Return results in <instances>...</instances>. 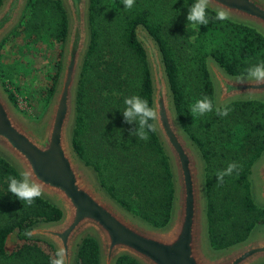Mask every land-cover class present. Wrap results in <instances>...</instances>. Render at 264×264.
I'll use <instances>...</instances> for the list:
<instances>
[{
  "label": "trees",
  "instance_id": "trees-1",
  "mask_svg": "<svg viewBox=\"0 0 264 264\" xmlns=\"http://www.w3.org/2000/svg\"><path fill=\"white\" fill-rule=\"evenodd\" d=\"M33 1L27 0L26 5L32 4L33 8ZM39 1L48 6L50 2L53 4L55 23L51 34L62 46L68 27L62 0ZM194 2L158 0L156 7L152 6L155 11L152 16L145 8L121 14L111 30L106 27L108 45L115 48L111 57L103 58L97 46V0H89L90 39L75 89L71 142L80 159L94 170L100 186L122 208L152 226L161 227L169 222L174 200L169 155L157 130L149 132L147 141L138 140L130 135V129L137 125L125 123L122 114L124 99L131 95L147 99L152 107L150 66L146 49L135 31L142 24L158 44L177 120L202 156L207 239L212 248L219 250L246 239L256 225L264 227V205L254 200L250 180L252 166L264 154V98L217 103L208 59L212 58L227 73L246 75L247 68L264 61V33L230 17L217 20L215 9L210 7L209 24L199 26L198 30L191 26L188 29L187 18L180 19L177 12L182 17L183 10H189ZM157 8L163 11L158 12ZM166 22L172 23L170 27L174 29L172 43L162 30ZM28 29L32 30L23 25L24 31ZM16 30L13 29L14 34ZM8 37H4L0 49ZM55 65L47 89L49 97L61 60H56ZM2 85L6 88L3 82ZM7 95L17 106L15 95L11 91ZM204 96L212 99L213 111L194 119L190 105ZM217 106L232 110L226 117L218 116ZM232 162L241 167L218 186L217 170L226 169ZM9 176L20 178V171L0 154V264H50L54 256L41 247L40 238L25 233L39 222L60 219L63 211L44 195L24 207L21 200L8 192ZM13 229H17L21 241L7 251L4 240ZM49 247L55 253L51 244ZM73 264H100L99 245L93 235L82 237ZM115 264L141 263L129 254H122Z\"/></svg>",
  "mask_w": 264,
  "mask_h": 264
},
{
  "label": "water",
  "instance_id": "water-1",
  "mask_svg": "<svg viewBox=\"0 0 264 264\" xmlns=\"http://www.w3.org/2000/svg\"><path fill=\"white\" fill-rule=\"evenodd\" d=\"M68 16L67 33L58 79L48 107L38 123L22 116L0 82V153L20 173L31 171L43 184V195L63 211L60 219L33 225L35 237L47 240L57 251L65 248L67 264H73L78 243L86 234L99 245L100 264H115L129 254L141 264H256L264 261V230L246 239L211 251L207 239L204 162L198 148L177 120L170 86L158 44L142 25L136 35L143 43L152 77V107L160 119L157 133L169 155L174 200L169 222L161 227L122 208L97 181L94 170L76 154L71 142L75 115V89L90 34L89 0H62ZM26 0L0 3V43L18 21ZM210 8L229 10L230 18L264 32V0H211ZM218 103L231 99L264 98V84L224 71L208 59ZM257 199L264 202V154L252 166Z\"/></svg>",
  "mask_w": 264,
  "mask_h": 264
},
{
  "label": "rangeland",
  "instance_id": "rangeland-1",
  "mask_svg": "<svg viewBox=\"0 0 264 264\" xmlns=\"http://www.w3.org/2000/svg\"><path fill=\"white\" fill-rule=\"evenodd\" d=\"M157 1L158 0H135L134 6L131 9H126L122 4V0H97L95 9L97 19L99 20L96 22V25L99 26L97 46L104 54L103 58L111 57L114 52L115 47H112L110 44L108 45L110 37L107 31L109 29L111 30L112 24L116 18L123 13L134 12L142 8L150 10V15L152 16L155 12L153 7H156L155 3ZM160 1L164 2L165 0ZM33 2V8L32 4L26 5L25 3L22 11L23 14L21 13L18 21L11 29L12 31L10 30L6 34V36L9 35V37L0 49V82L2 81L4 83L6 88H4L2 82L1 85L6 93L7 91H11L15 95L17 106H14L19 113L27 120L38 123L46 111L51 98V96H47V89L51 83L52 74L57 68L55 61L62 59L64 43L60 46L58 40L52 37L51 34L52 27L55 23L53 17V4L50 2L48 6L39 0H34ZM157 11L162 12L163 9L160 8V10H158L157 8ZM183 11L185 12H182V17L179 15V12H177V17L180 19L187 18L188 16L189 10ZM28 18H32L33 20L27 21ZM22 24L31 27L32 30L28 29L29 31H24ZM171 24L172 23L169 22L164 23L162 30L167 34V38H169L172 43L174 29H171ZM14 28H17L16 34L13 33ZM191 28L198 30L199 26L197 25L195 28L191 26ZM10 32L12 33L9 34ZM28 34L29 36L26 38L25 35ZM213 84V98L218 103L214 80ZM250 180L254 200L258 205H264V202H260L257 199V181L253 178L252 173H250ZM256 229L264 230V227L259 224L256 225L249 235L253 234ZM20 241L21 239L18 236L17 229H13L6 235L4 247L7 251H10L16 247ZM39 243L43 249L55 256L47 240L40 238ZM209 248L213 252L218 251L212 248L210 244Z\"/></svg>",
  "mask_w": 264,
  "mask_h": 264
},
{
  "label": "clouds",
  "instance_id": "clouds-1",
  "mask_svg": "<svg viewBox=\"0 0 264 264\" xmlns=\"http://www.w3.org/2000/svg\"><path fill=\"white\" fill-rule=\"evenodd\" d=\"M135 0H122V4L126 9H131L134 6ZM211 0H195L190 6L187 21L188 25L195 28L197 25H208V9ZM229 10L223 7L215 9V19L227 20L229 19ZM246 76L241 78V82L244 79L255 82L256 84H264V61L252 65L245 70ZM125 108L122 111L124 122L128 124H136L137 127L130 129V135L136 136L138 140L147 141L149 139V132H155L157 130L156 121L160 119L158 111L149 106L147 99L142 98L139 95H131L124 99ZM213 101L208 96H204L195 100L190 105V113L194 119L202 117L207 113L213 111ZM232 109L224 106L215 108V112L218 116L226 117L229 115ZM241 166L236 162L229 163L228 167L224 170H217L216 177L218 186L223 184L224 178L230 176L234 170H237ZM8 192L18 198L24 203L25 206H31L33 202L43 195V184L33 179V173L31 171H22L20 178L15 176L8 177ZM28 236L33 235V231H26ZM68 253L63 247L58 248L55 252V256L51 258L50 264H67Z\"/></svg>",
  "mask_w": 264,
  "mask_h": 264
}]
</instances>
